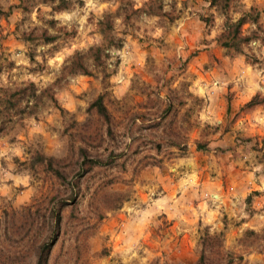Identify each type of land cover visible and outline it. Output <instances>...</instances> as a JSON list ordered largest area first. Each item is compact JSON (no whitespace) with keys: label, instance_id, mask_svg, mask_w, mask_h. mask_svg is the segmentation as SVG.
I'll use <instances>...</instances> for the list:
<instances>
[{"label":"rangeland","instance_id":"rangeland-1","mask_svg":"<svg viewBox=\"0 0 264 264\" xmlns=\"http://www.w3.org/2000/svg\"><path fill=\"white\" fill-rule=\"evenodd\" d=\"M68 1L53 11L0 0V89L31 82L40 94L0 112V264H34L42 245L45 264H195L200 238L215 234L214 264H264V240L248 233L264 229V102L244 108L264 95V44L249 42L246 56L221 47L223 15L208 0ZM249 6L264 27V0L225 12ZM104 14L119 46L97 30ZM41 29L54 40L22 39ZM91 45L104 49L103 71L85 57L91 75L66 74ZM98 94L112 137L85 110ZM79 146L107 163L81 170L70 195L30 162L73 163Z\"/></svg>","mask_w":264,"mask_h":264},{"label":"trees","instance_id":"trees-1","mask_svg":"<svg viewBox=\"0 0 264 264\" xmlns=\"http://www.w3.org/2000/svg\"><path fill=\"white\" fill-rule=\"evenodd\" d=\"M23 0H19V2L22 4ZM41 2H49V3H55L52 5L53 11H59L62 9H65L69 5L68 0H39ZM231 0H208V3L211 6H214L221 10V13L223 15V23H222V29L219 32V34L216 36L217 43L225 48L227 51H232L237 54H241L246 56L248 54V51L245 49V47L248 46L249 42L256 41L260 44H264V27L262 24L258 21V14L256 10L249 6L246 11L241 12L237 17L232 18L230 15H228L225 11L229 6V2ZM143 10V8H141ZM122 11L125 12V9L122 8ZM127 13V12H125ZM150 13H155V11H152ZM0 15H7V12L3 11L2 8H0ZM126 15V14H125ZM207 21V20H205ZM50 25H53L55 22L54 20L50 19L48 20ZM245 23H250L253 25V28L249 30L248 32L242 31V26ZM97 30L102 35L103 39L107 42L108 45H114L119 46L120 40L117 38H114V35L112 34V24L109 14H104L102 17H100L97 20ZM56 37V34H49L46 32L45 29H41L37 34H26L22 36V39L24 40H32L35 38H39L42 42H48L54 40ZM106 54L104 52V49L101 45H91L89 46L85 53H79L74 52L69 58L67 63L63 65V70L66 74H82V75H91V71L88 68L86 62L84 61L85 57L90 58L91 66L94 68L99 69L100 72L103 71L104 68V58ZM251 58L253 57L252 54L249 55ZM252 61H256L255 58H252ZM0 91H2V96L0 97V112L7 111L11 107H13L16 104V101L22 97H24L27 93H29L30 96L39 97L40 94H34L36 91V88L31 82H27L23 86H16L13 88H1ZM43 92L47 93V96L52 101H55L52 97V94H50V87H47L43 90ZM104 95L98 94L95 97H93L86 105L85 110L89 115H94L96 120L99 122L101 128H103V132L108 137H112L113 130H112V123L114 119L112 118L110 112L108 111L107 107L104 104ZM5 103V104H2ZM264 102V95H260L259 93L253 94L250 99L245 102L244 108H251L254 105L262 104ZM166 107V106H165ZM169 107V106H167ZM3 108V109H2ZM4 114V112H3ZM171 145L178 144L175 140H172L170 142ZM32 164H41L43 169L50 173L59 184L67 185L68 187V195L72 193L71 187H78V179L76 177L80 174L81 170H91L94 166L105 164L106 159H102L100 154H97L96 152L92 153L89 152L85 147L79 146L76 150V157L73 160V163H58L57 160H55L52 156H46L42 157L39 156L37 153H34L31 161ZM70 166V167H69ZM66 167H69V171L66 170ZM72 172V173H69ZM73 195L70 196V199L72 200ZM55 198H50L52 200L51 203H53ZM104 200H107L111 202L110 206L107 208H112L114 206V203H116V198L114 200H110V198H103ZM53 217V227L58 226L60 221V216L58 214V211L54 213ZM248 233L254 235V237L264 240V229L260 234H256L255 232H252L251 230L248 231ZM219 234L201 237L199 241V253L195 264H204L207 259L208 263L214 264L215 262L212 260V255H217L219 253V246L221 240L219 239ZM44 245L41 246L39 249L38 254L36 255L34 259V264H45V257L46 255L43 254V248ZM48 245L46 246V248ZM216 252V253H215ZM219 255L214 257V260L216 263L218 261H221L218 257Z\"/></svg>","mask_w":264,"mask_h":264},{"label":"crops","instance_id":"crops-1","mask_svg":"<svg viewBox=\"0 0 264 264\" xmlns=\"http://www.w3.org/2000/svg\"><path fill=\"white\" fill-rule=\"evenodd\" d=\"M235 178H236V176H234V179H235ZM214 179H215V180H214V182H213V185H214L215 181H217V178H214ZM218 189H219V188H218V185H217L216 188H215V190L218 191Z\"/></svg>","mask_w":264,"mask_h":264},{"label":"clouds","instance_id":"clouds-1","mask_svg":"<svg viewBox=\"0 0 264 264\" xmlns=\"http://www.w3.org/2000/svg\"><path fill=\"white\" fill-rule=\"evenodd\" d=\"M91 2V0H89V3Z\"/></svg>","mask_w":264,"mask_h":264}]
</instances>
